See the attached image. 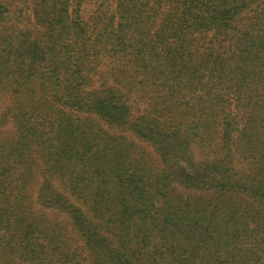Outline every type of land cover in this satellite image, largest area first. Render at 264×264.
<instances>
[{
  "label": "trees",
  "instance_id": "obj_1",
  "mask_svg": "<svg viewBox=\"0 0 264 264\" xmlns=\"http://www.w3.org/2000/svg\"><path fill=\"white\" fill-rule=\"evenodd\" d=\"M0 264H264V0H0Z\"/></svg>",
  "mask_w": 264,
  "mask_h": 264
}]
</instances>
